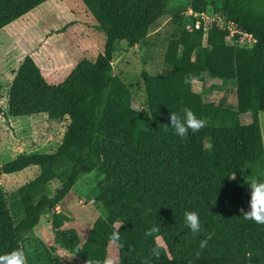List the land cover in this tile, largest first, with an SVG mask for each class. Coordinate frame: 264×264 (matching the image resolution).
I'll return each mask as SVG.
<instances>
[{
  "label": "trees",
  "instance_id": "16d2710c",
  "mask_svg": "<svg viewBox=\"0 0 264 264\" xmlns=\"http://www.w3.org/2000/svg\"><path fill=\"white\" fill-rule=\"evenodd\" d=\"M46 1L0 0V30ZM81 1L104 34L102 53L81 61L60 85L47 83L26 58L9 90L11 116L46 114L70 123L56 152L20 155L0 165V176L29 167L42 170L11 194L9 202L0 188V254L21 248L78 179L97 170L103 175L97 198L101 214L85 241L80 242L74 229L62 228L65 217L55 214L51 223L55 244L84 264L87 258L108 256L114 232L123 245L116 247L118 264H264V225L245 220L239 211L247 212L250 180L264 182L258 119L264 112V0ZM187 10L221 13L256 44H231L227 32L215 25L206 36L202 29L185 27L166 47L164 60L171 72L142 75L145 111H135L130 89L118 77H109L117 45H138L150 26L167 15L181 27ZM189 73L201 84L208 79L232 83L235 106L206 103L203 92L184 83ZM181 107L207 119V126L189 132L187 140L163 126H170L169 113ZM245 114L249 124L241 123ZM64 159L71 161L67 179L54 196L44 195L57 176L54 168ZM189 210L199 213L202 225L195 235L184 222ZM153 226L159 231L146 237ZM209 234L208 246L201 249L200 241ZM153 248L159 258L152 256ZM27 257L28 264H39L37 253Z\"/></svg>",
  "mask_w": 264,
  "mask_h": 264
},
{
  "label": "rangeland",
  "instance_id": "374dc122",
  "mask_svg": "<svg viewBox=\"0 0 264 264\" xmlns=\"http://www.w3.org/2000/svg\"><path fill=\"white\" fill-rule=\"evenodd\" d=\"M182 17L181 27L174 25L167 15L150 26L147 37L138 45L128 46L123 42L117 45L109 77H118L130 89L135 111H145L142 75L171 72L172 66L165 62L164 55L168 42L190 25L191 19L185 11ZM104 41L102 30L81 0H48L0 30V165L20 155L56 152L70 123L66 117L53 121L46 114L22 117L9 114V90L24 60L31 59L47 83L60 85L70 78L81 61H93L102 53ZM193 89L203 92L208 104L220 108L236 104L234 85L230 82L208 79L202 84L194 82ZM240 118L243 124L251 120L249 114ZM70 164V160L64 159L54 168L57 176L47 184L44 195H55L68 177ZM41 172L38 167H29L1 175L0 188L6 201ZM102 179L97 170L82 175L55 211L46 213L21 244L25 254L37 253L39 264H84L55 244L51 223L55 214L65 217L62 228L74 229L83 243L101 214L97 198ZM245 198L249 210V185ZM157 242L162 245L160 239ZM108 256L118 257L116 247L111 244Z\"/></svg>",
  "mask_w": 264,
  "mask_h": 264
},
{
  "label": "clouds",
  "instance_id": "9594fccd",
  "mask_svg": "<svg viewBox=\"0 0 264 264\" xmlns=\"http://www.w3.org/2000/svg\"><path fill=\"white\" fill-rule=\"evenodd\" d=\"M199 77L189 73L185 76L184 83L191 85L197 81ZM169 125H163L167 131L171 128L174 134L181 140H187L189 132L195 134L201 131L207 126V119L200 118L197 114L189 107H181L178 112L169 113ZM207 147H212L211 142ZM235 175L233 176V178ZM250 188V200L249 210L247 212L241 208L239 211L242 213V217L247 221H252L258 225H264V182L257 179H251L248 183ZM185 226L191 231V233L198 234L202 230V225L199 217V213L195 211L184 212ZM159 228L153 226L145 232V236H153L157 233ZM211 240V234L205 239L200 241L199 247L204 249L208 246V241ZM109 243L115 247H123L120 243V236L118 232H114L109 236ZM79 252V248H77ZM151 254L155 258H159L160 252L157 248L151 250ZM0 264H28V257L22 248L12 250L4 254H0ZM85 264H118V257L106 256L103 259H88Z\"/></svg>",
  "mask_w": 264,
  "mask_h": 264
},
{
  "label": "built area",
  "instance_id": "2783aa9c",
  "mask_svg": "<svg viewBox=\"0 0 264 264\" xmlns=\"http://www.w3.org/2000/svg\"><path fill=\"white\" fill-rule=\"evenodd\" d=\"M186 14L194 20L193 27L191 25L187 26L189 31L202 29L203 35L206 36L208 30L215 25L219 30L227 32V40L231 44L236 42L248 48H252L256 44V40L251 34L238 29L234 23L228 21L221 13H211L208 10L203 12L187 10Z\"/></svg>",
  "mask_w": 264,
  "mask_h": 264
},
{
  "label": "crops",
  "instance_id": "0c3cea01",
  "mask_svg": "<svg viewBox=\"0 0 264 264\" xmlns=\"http://www.w3.org/2000/svg\"><path fill=\"white\" fill-rule=\"evenodd\" d=\"M8 26V25H7ZM5 28V27H4ZM2 30V29H1ZM194 85V82H193ZM194 90V89H193ZM197 92V91H195ZM200 93V92H197ZM258 119H259V126H260V132H261V138H262V144H263V151H264V112H259L258 114ZM242 123V122H241ZM250 121L245 122L244 124H249ZM243 124V123H242ZM246 209L248 211V208L246 206Z\"/></svg>",
  "mask_w": 264,
  "mask_h": 264
}]
</instances>
